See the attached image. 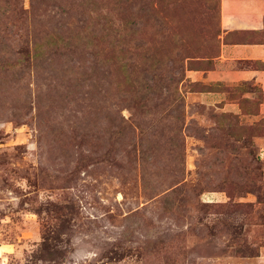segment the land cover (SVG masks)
I'll return each mask as SVG.
<instances>
[{
  "label": "rangeland",
  "instance_id": "374dc122",
  "mask_svg": "<svg viewBox=\"0 0 264 264\" xmlns=\"http://www.w3.org/2000/svg\"><path fill=\"white\" fill-rule=\"evenodd\" d=\"M219 5L0 0V264H264V117L194 80Z\"/></svg>",
  "mask_w": 264,
  "mask_h": 264
},
{
  "label": "crops",
  "instance_id": "0c3cea01",
  "mask_svg": "<svg viewBox=\"0 0 264 264\" xmlns=\"http://www.w3.org/2000/svg\"><path fill=\"white\" fill-rule=\"evenodd\" d=\"M219 14L218 53L212 67L200 71V79H193L222 85L228 91L202 93L200 100L211 105L223 102L221 109L232 106L236 112L239 98L245 102L256 99L258 114L254 117L259 120L264 117V0H220ZM259 258L264 260V249Z\"/></svg>",
  "mask_w": 264,
  "mask_h": 264
}]
</instances>
